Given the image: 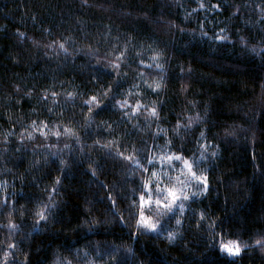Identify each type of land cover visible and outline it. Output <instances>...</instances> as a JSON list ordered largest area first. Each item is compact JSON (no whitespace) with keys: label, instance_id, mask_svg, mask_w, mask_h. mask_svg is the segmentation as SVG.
I'll return each mask as SVG.
<instances>
[{"label":"trees","instance_id":"1","mask_svg":"<svg viewBox=\"0 0 264 264\" xmlns=\"http://www.w3.org/2000/svg\"><path fill=\"white\" fill-rule=\"evenodd\" d=\"M262 11L264 0H225L220 12L209 0H0V264L5 253L7 264H231L212 246L213 232L252 244L264 237V57L251 51L264 48ZM201 22L209 35L226 29L235 44L201 43ZM116 48L126 51L120 96L132 105H155L160 115L151 127L147 112L122 117L103 97L116 70L109 67L111 56L97 67L99 57L119 54ZM157 54L163 73L154 65L141 68ZM161 80L158 92L136 94L137 85ZM97 93L102 107L93 105L90 113L84 100ZM197 116L201 124L182 139L176 135L178 121ZM34 120L48 125L47 136L33 131ZM157 125L170 130L161 133L160 144L171 138L185 158L199 155L201 131L218 151L202 164L209 191L186 210L173 243L166 231L137 237L134 220L130 227L117 223L130 201H117L115 219L106 211L108 195L123 197L143 177L137 172L134 183L123 184L121 167L105 152L131 154L142 140L151 145ZM117 183L123 187L110 192ZM53 195L58 207L37 225L36 213ZM235 260L264 264V249L250 247Z\"/></svg>","mask_w":264,"mask_h":264},{"label":"snow or ice","instance_id":"2","mask_svg":"<svg viewBox=\"0 0 264 264\" xmlns=\"http://www.w3.org/2000/svg\"><path fill=\"white\" fill-rule=\"evenodd\" d=\"M83 3H87V0H82ZM225 3V0H216L215 3L210 2L209 8L215 10L216 12L221 11V6ZM199 9H205V3H199ZM198 11V9H193V12ZM239 11V9H237ZM233 15H236L234 12ZM207 19V17H205ZM260 20L264 21V11L261 12ZM200 30L202 33L201 43L210 42V47H217L224 43L235 44L234 41L227 35V30L221 28L218 32H214L213 35H209L206 30H204L203 23H200ZM264 31V29H262ZM23 33H20V36L23 37ZM240 42L243 44L245 41L243 38H240ZM66 42H61L59 48L62 52L67 55V48L65 47ZM113 51H108L103 57H99V63L97 67L103 68L104 61L108 60V57H113L115 62L108 61L109 67L116 70V78L113 80V85L107 87V90L103 92V97L109 101L115 102V107L121 110L122 117H137L140 115L141 111H145L148 114V119L145 121L149 127H151V121L153 119L159 118V112L157 111L155 105L151 108H148L147 105L136 102L135 105L129 103V101L120 96L119 88L121 86V79L119 75V70L121 69L122 64L125 61L126 51H120L119 48ZM251 51L257 55L264 57V48L260 49H251ZM139 55V54H138ZM159 54L152 57L153 63H143L141 62V68L151 69L153 65L160 69V72L163 73V65L158 62ZM107 71L108 69H104ZM180 79H185L183 75V69H181ZM125 75H127L125 73ZM143 75V72H141ZM95 81L99 80V77L92 78ZM164 83L163 80L153 84H147L144 88H141L140 85H137L138 89L137 95L140 92H143L145 96L150 95L151 93H156L160 90L161 84ZM151 89V92L148 91ZM45 101L49 100L48 96L44 97ZM55 103V101H52ZM93 105L96 108H101V97L100 94H93L89 99L84 100V106L87 111L90 113L94 111ZM45 107H48L46 104ZM49 111H53L51 108ZM92 117L89 119L87 127L91 128ZM203 118L200 116L189 117L187 124L182 121H178L176 125V135L181 139L183 136L189 134V130L193 125H199L202 123ZM33 131L36 128H39L41 134L47 136L45 129L48 128V125L43 121L37 123L33 121ZM108 128H111V125H107ZM135 127V126H134ZM154 136H150L151 145H149L148 140L141 141V147H133L131 154H125L124 149L121 150L120 155L117 156L113 154L110 150L105 152V157L112 159L114 164H118L121 167V172L119 173L123 177V184L134 183L132 179L137 172L143 177L140 185L134 187L130 191H126L123 197L119 195H108L106 198L112 201L111 207L106 211L112 217L116 218L118 213L116 209L119 207L117 201L121 203L125 201H130L128 207L120 213V219L116 222L121 225L131 226V221H135L136 236L147 235L149 233L155 234L157 238L162 236L164 232H167V240L169 243H173L176 240L177 235H179V228L182 225V218L185 215L186 210H192V203L198 200L200 197L205 196L209 191V183L207 175H205L207 169L202 168V164L209 157H216L218 151L211 143H205L207 137L203 131L200 132L199 137L195 138L196 149L195 151L199 152V155L196 156L193 154L192 158H185L186 154H180L179 150L174 151V144L171 138L164 141V144L161 145L159 142V137L161 133H167L169 129H159ZM183 129V133H181ZM65 132L68 130L65 129ZM231 135L232 133H227ZM9 136L14 135V133H9ZM23 135V133H22ZM57 138L60 137L61 133H55ZM29 139L33 137L29 135ZM111 143V142H110ZM55 155V154H52ZM61 161L63 158L60 157ZM126 161L124 164L122 162ZM89 163L92 161L89 159ZM179 162V163H177ZM127 169V171H124ZM177 169H179L177 173ZM99 165L96 166V171H102ZM96 171L92 173L93 177L96 174ZM92 182H95L94 180ZM60 179L55 181L57 187L52 189L55 195L60 193ZM123 184L117 183L111 186L110 192L115 193L117 188H122ZM103 186V185H101ZM138 193V194H137ZM55 195L49 197V203L44 205V210L36 213L38 219L36 221L37 225H40L42 222H46L50 215L53 212V209L58 207L55 201ZM87 203V202H86ZM125 213L127 215V224L125 221ZM200 219L203 221L206 219L204 213H201ZM175 220L176 228L173 229L170 227L171 221ZM85 223L91 224V221L85 219ZM12 226H10L11 228ZM210 228L214 229L217 227L215 223L209 225ZM214 237H218L217 242L213 244V247H216L217 250L226 255L231 259V264H236V257H239L242 251L250 247H260L264 249V237L255 240V243L244 242L239 239V237L232 238L231 235L225 236L223 232L216 233L213 232ZM10 248H15L16 245L12 244ZM5 262L7 264L8 253H5ZM14 255V253H13Z\"/></svg>","mask_w":264,"mask_h":264}]
</instances>
